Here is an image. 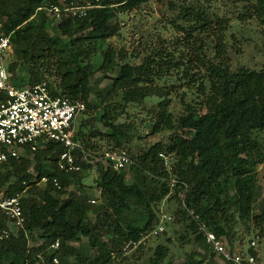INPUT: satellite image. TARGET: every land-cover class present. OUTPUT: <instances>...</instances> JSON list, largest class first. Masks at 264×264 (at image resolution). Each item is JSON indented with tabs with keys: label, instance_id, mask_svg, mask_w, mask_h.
Returning a JSON list of instances; mask_svg holds the SVG:
<instances>
[{
	"label": "trees",
	"instance_id": "obj_1",
	"mask_svg": "<svg viewBox=\"0 0 264 264\" xmlns=\"http://www.w3.org/2000/svg\"><path fill=\"white\" fill-rule=\"evenodd\" d=\"M149 1L0 0L1 31L10 35L11 41L8 69L16 86L47 82L52 93L83 101L84 112L99 107L98 116L106 130L95 126L91 137H106L112 150L127 149L132 140L133 125L120 120L125 107H136L148 98H156L150 111L152 132H170L168 142H156L137 152L127 150L133 159L130 182L125 168L118 170L103 159L90 163L75 152L82 169H60L58 158L64 146L54 141L34 153L5 161L0 188L8 194L26 189L27 194L23 198L25 222L0 242V264H174L170 245L164 243H158L142 259L145 238L152 235L165 199L177 201L172 222L183 225L180 247L194 244L182 264H220L214 261L216 252L206 242L201 224L227 236L233 249L232 231L238 219L252 222L264 236V195L257 171L264 161V63L258 68L232 66L226 48L228 19L215 18L207 10L214 0L180 4L179 17L195 21L191 28L181 26L188 35L198 29L208 32L216 21L220 34L214 56L204 52L197 57L205 66L197 93L201 100L185 101L184 92L182 111L175 112L168 88L174 84L167 82L181 67L187 82H193L195 73L188 61L160 48L135 62L131 57L136 54L129 57L127 51L116 50L109 42L119 33V24L112 23L118 14ZM244 1L247 8L240 19L243 15L256 17L264 27V0ZM71 2L93 6L82 16L65 14L56 19L51 14L52 5L63 8ZM167 2L175 4L174 0ZM201 2L207 3V8ZM200 44L199 48L203 41ZM98 71L112 82L94 88L91 78ZM81 134L78 130L75 138L82 139ZM82 142L87 153L90 147L100 148L89 139ZM161 152L172 157V162L166 165ZM93 168L101 205L89 201L82 185ZM42 177H47L44 184L39 183ZM173 178L178 181L174 187ZM55 179L60 186L55 185ZM74 181H78L76 190L68 192ZM185 184L188 189L182 198ZM84 238L86 246L81 245ZM57 240L59 247L53 248ZM128 241L137 243L131 256L123 249ZM167 241L171 243V238ZM196 247L205 250L202 258L196 257ZM249 251L257 256L254 247Z\"/></svg>",
	"mask_w": 264,
	"mask_h": 264
},
{
	"label": "rangeland",
	"instance_id": "obj_2",
	"mask_svg": "<svg viewBox=\"0 0 264 264\" xmlns=\"http://www.w3.org/2000/svg\"><path fill=\"white\" fill-rule=\"evenodd\" d=\"M190 1L192 0H174L175 4L172 6L167 0H151L138 9L119 13L117 18L112 21V23L117 22L119 24V33L109 39V42L116 50L123 49L127 51L129 57L132 54H136L131 57V61L140 62L143 56L160 48L173 51L177 58L179 55H182V58L188 61L186 64H189L191 72L195 73L193 75L194 81L187 82V76L184 77L183 73L184 67H181L173 71L171 80L167 82L168 85L174 84V86L169 85L168 88L171 90V109L175 112L182 111L180 98L184 92H186L184 95L185 101H196L200 98L197 95L199 91L198 85L204 80L205 66H203L197 57L204 52L213 57L216 51L214 46L220 34L217 21L212 23L208 32H202V29H198L192 36L187 34L186 28H182L181 26L191 28V24L195 21L191 22V20H187L185 22L183 18L179 17V14L182 11L181 5H187ZM245 3L246 1L244 0H214L208 8L207 3L201 2V5L214 13L215 18L219 16L220 18L228 19L226 25V48L232 66L235 68L240 64H245L258 68L264 63V27L256 17L243 15L244 18L240 19V14H244L247 8L245 7ZM201 41H203V46L199 48ZM111 82L112 79L104 77L101 71L96 72L91 78L94 88H103ZM155 106L156 98L152 97L136 107L130 105L125 107L126 112L122 113L120 120L133 125L131 130L132 140L125 146L127 150L132 148L134 152H137L139 148H147L156 142H168L169 131L152 132L150 111L152 112ZM98 108L87 109L79 116L77 123V131L80 130L82 133L81 142L86 138L92 144L97 143L100 145L99 149L94 150L91 147L88 149V155L94 158H99L105 153L116 151L110 148V142H108L106 137H91V132L95 130V126L102 131L106 130V127L98 116ZM261 138L264 140V133H262ZM167 161L168 163L172 162V157L169 156ZM126 170L129 171L126 178L130 182L132 181L130 167L126 168ZM257 171L258 184L262 195H264V161L258 164ZM96 177L97 172L93 168L83 179L82 185L84 191L90 196V199H96V203L93 204L101 205L102 197L95 183ZM77 185L78 181H74L68 187V192L75 191ZM176 205L177 201L165 199L160 205V212L164 210L173 214ZM165 230V234L150 235L145 238L142 259L147 258L158 243H164L170 245L173 263H184L186 261V252H191L194 244H185L183 247H180L178 236L183 231L181 223H175L171 220ZM258 231L252 222L246 223L239 219L236 220L232 231L234 232V250L247 251L251 247V242L255 241L253 247L257 251L258 262L264 264V236H260ZM167 237L171 238V243L167 241ZM224 240L231 247V242L227 236H224ZM32 244L34 242H31L30 245ZM81 245H87L86 238L83 239ZM136 249L137 247L129 248L127 256L136 253ZM196 249L198 250L196 257L202 258L205 250L202 247H196ZM214 261L225 264L218 254H215ZM203 264H206V261Z\"/></svg>",
	"mask_w": 264,
	"mask_h": 264
},
{
	"label": "built area",
	"instance_id": "obj_3",
	"mask_svg": "<svg viewBox=\"0 0 264 264\" xmlns=\"http://www.w3.org/2000/svg\"><path fill=\"white\" fill-rule=\"evenodd\" d=\"M93 5H74L72 2L50 7L51 14L56 19H61L63 15L72 14L82 16L86 10ZM0 22V170L2 164L9 158H19L27 153H34L39 147L54 141L64 146V150L58 158V166L66 172L80 171L81 165L76 159V154H81L83 159L90 163L102 160L111 162L113 167L120 170L130 167L133 159L127 149H120L110 153H105L99 158H90L80 139H76L77 123L79 116L86 109L83 101H73L67 97L52 93L47 82L38 83L24 87L16 86L12 82L11 73L8 69V58L11 51L10 35L1 31ZM160 156L164 158L168 165V157L161 152ZM47 177H42L39 181L44 184ZM178 181L171 180V186L174 187ZM55 185L60 186L58 181L54 180ZM181 193L185 197L187 191ZM27 190L22 189L14 193H6L5 189L0 188V242L11 236L13 231L25 222L23 210V198ZM91 203H96V199H90ZM184 201V200H183ZM173 219L172 214L161 211L159 221L152 231L156 235L166 228V222ZM206 242L220 256V258L231 264H260L257 256L249 251L234 250L227 245L223 236L217 235L208 229L205 224L200 225ZM255 241L251 242V246ZM137 243L128 241L123 249L128 250L136 247ZM53 248L59 247L57 240L52 244ZM58 262V258H53Z\"/></svg>",
	"mask_w": 264,
	"mask_h": 264
}]
</instances>
